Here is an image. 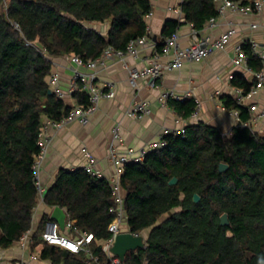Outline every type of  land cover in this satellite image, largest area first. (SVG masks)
Masks as SVG:
<instances>
[{"label": "trees", "instance_id": "1", "mask_svg": "<svg viewBox=\"0 0 264 264\" xmlns=\"http://www.w3.org/2000/svg\"><path fill=\"white\" fill-rule=\"evenodd\" d=\"M247 4V0H229ZM0 0V247L18 242L32 227L38 193L32 165L44 119L60 121L70 110L50 91L47 77L51 58L75 55L94 60L107 46L124 50L145 34L149 0ZM184 22L195 30L217 16L214 0H183ZM17 24L19 31L14 28ZM109 24L106 36L89 25ZM166 21L161 36L180 27ZM30 43L32 45H27ZM248 67L261 70L260 59L242 45ZM247 94L254 84L243 73L230 81ZM81 87V85H80ZM81 106L89 98L80 88L72 94ZM176 115L188 118L192 100L169 99ZM226 111L248 110L232 97H223ZM165 146L147 152L143 162L124 166L120 184L125 192L126 224L132 234L150 230L144 249L129 252L119 264H264V133L233 128L230 136L202 122L188 125L183 138L163 136ZM227 165L220 173L219 165ZM176 178L177 183L168 182ZM197 195L199 201L193 202ZM43 203L64 209L78 231L91 234L94 260L84 254L63 255L46 245L41 233L43 215L34 245L40 258L51 264H113L102 250L114 218L110 186L105 178L83 169H60ZM226 214L228 226L220 225ZM163 217L164 220L159 223ZM41 231V232H40Z\"/></svg>", "mask_w": 264, "mask_h": 264}, {"label": "crops", "instance_id": "2", "mask_svg": "<svg viewBox=\"0 0 264 264\" xmlns=\"http://www.w3.org/2000/svg\"><path fill=\"white\" fill-rule=\"evenodd\" d=\"M182 1H149L152 17L147 23L152 38L157 40L162 38L161 31L166 21H177L181 24L176 31L179 43L181 46L187 45L191 25L184 21L180 22L178 15L174 14V10L180 8ZM182 16L184 19L183 13ZM251 24H257L258 28L251 29ZM229 25L235 27L237 35L224 50L216 52L200 62L183 63L178 70L164 74L155 88L147 87L145 78L139 79L135 88L130 87L125 70L120 64L111 63L100 74L98 85L101 86L105 82L114 83L115 98L101 101L87 123L73 121L60 132L53 133L49 130L51 142L40 170V182L45 192L54 183L60 169H83L85 165V158L82 154L83 147L95 157L96 167L104 176L111 175L113 168L108 162L107 152L108 144L111 141L110 130L114 124H119L121 141L116 145L120 152L128 149H144L147 152L159 149L164 131L180 128L183 124L188 126L202 122L217 128L222 135L230 136L236 122L224 108L222 98L234 97L235 89L231 86L230 81L236 73H243L252 80L251 75L232 64L233 48L237 44L250 40L264 47V8L260 13L254 15L226 14L219 19L218 26L207 33L218 36ZM89 27L95 28L103 36H106L109 30L108 23L91 24ZM130 63L141 65L131 59ZM51 64L50 75L57 74V88L67 94L72 77L68 56L51 58ZM48 78L49 76L46 80ZM171 91L179 95L188 94L186 100H192L195 104V118L191 115L186 119L179 118L173 107L169 105L168 100L165 103L162 101V94ZM63 102L69 107L77 104L75 99L70 97L65 98ZM136 102L147 103L149 109V114L141 119H133L126 115ZM253 106L256 107L253 113L264 112V87L244 103L246 109ZM254 131L258 134L264 133V120L257 124ZM52 210L53 208L47 207L39 197L37 198L30 231L23 234L20 240L12 246L0 247V264H51L50 261L40 258L41 247L34 245L32 236L39 231L43 215L50 218ZM164 218L160 220H164ZM59 232L67 236L72 235L71 232L64 229ZM123 232H130L127 224L123 225ZM143 234L147 235V231Z\"/></svg>", "mask_w": 264, "mask_h": 264}, {"label": "built area", "instance_id": "3", "mask_svg": "<svg viewBox=\"0 0 264 264\" xmlns=\"http://www.w3.org/2000/svg\"><path fill=\"white\" fill-rule=\"evenodd\" d=\"M151 1V0H149ZM216 5L217 16L208 20L201 30L190 28L188 35V42L186 46H181L179 43V36L175 32L169 37H162L160 40L152 38L150 27L147 23L152 17L150 11L145 17V34L141 37L130 40L124 50L116 49L113 46H107L100 56L94 60L84 61L75 55L68 56L71 64L72 77L67 94H64L57 88L58 76L57 74L49 75L47 84L51 93L61 100L67 97L73 98L72 94L80 88L89 98V104L81 106L76 104L70 107L66 116L60 121L54 122L46 119L39 134L37 145L39 152L35 157L32 165L34 175V183L37 189L38 197L43 202L45 190L40 182V170L45 160L51 136L49 130L53 133L62 131L68 124L73 121L87 123L89 117L97 110L99 103L103 100H112L116 96L115 85L112 82H105L101 86L98 85L100 74L105 71L111 63H118L127 73L128 85L135 88L137 81L141 78L146 79L147 87L155 88L157 82L164 74L178 70L183 63L200 62L211 57L216 52L224 50L236 37L237 30L233 25H229L225 31L218 36H213L207 33L209 30L218 26V21L226 14H250L254 15L260 13L264 8V0H247L246 5L240 2H233L229 0H214ZM174 14L178 15L180 22L184 21L182 18L181 8L174 10ZM14 28L19 31L17 24H13ZM251 29H257V24H251ZM243 44L249 46V50L257 58L260 59L262 68L257 72H253L247 64V56L242 47ZM27 45H32L27 43ZM130 59L139 62L141 65L137 66L130 63ZM232 64L244 72L251 75L254 80L253 86L247 94L239 89L234 90V97L236 104L244 107L246 100L255 96L258 91L264 87V47L260 46L255 41H248L242 44H237L233 48ZM81 85V87H80ZM188 97V94L179 95L175 92H166L162 94V101L165 103L171 99L178 102H183ZM256 107H250L248 110L249 118L246 121L241 120L240 111L232 110L229 115L235 120V128L248 129L255 132L257 124L264 120V112L253 113ZM149 114L147 103L136 102L127 111L126 115L133 119H141ZM191 117L195 118L196 113H192ZM186 126L183 124L180 128H175L170 131H164V135L172 134L183 138ZM111 141L108 144L107 159L113 168V173L109 176L104 174L96 167L97 161L89 151L83 147L82 154L85 158V165L83 170L94 177L105 178L110 186L111 195L113 199V206L110 212L114 215L113 220L108 225V232L111 237L103 242L102 250L109 253V249L113 245L116 235L123 232V225L126 224V216L124 211L125 195L120 184V178L124 166L129 163L138 164L143 162L147 153L146 150L128 149L124 152L118 150L121 137L119 134V124H114L111 127ZM117 144V145H116ZM166 142L161 139L160 147L165 146ZM73 222L66 220L64 223V230L71 232V236L63 235L59 232L58 225L54 221L46 222L42 233V241L48 245L59 248L62 251L72 254L84 253L89 260H94L89 245L94 240L91 234H86L78 231L73 226ZM137 236L138 234H133ZM119 259L116 258L113 264H119Z\"/></svg>", "mask_w": 264, "mask_h": 264}, {"label": "water", "instance_id": "4", "mask_svg": "<svg viewBox=\"0 0 264 264\" xmlns=\"http://www.w3.org/2000/svg\"><path fill=\"white\" fill-rule=\"evenodd\" d=\"M48 94H51V91L48 92ZM227 170V165L220 164L218 171L220 173L225 172ZM177 183L176 178H172L169 182V186H174ZM199 201V197L197 195L193 196V202L197 203ZM50 219L54 221L60 230L64 229V223L66 219V212L61 208H53ZM220 225L221 226H228V218L226 214H223L220 216ZM163 220H160L159 223H161ZM150 230H147V235L143 236L141 235H133L131 232H122L116 235L113 245L109 249V253L118 258L119 261H123L125 258V255L129 252H133L136 250L144 249L146 246V240L147 236L149 234ZM67 252L63 251V255L67 256Z\"/></svg>", "mask_w": 264, "mask_h": 264}, {"label": "rangeland", "instance_id": "5", "mask_svg": "<svg viewBox=\"0 0 264 264\" xmlns=\"http://www.w3.org/2000/svg\"><path fill=\"white\" fill-rule=\"evenodd\" d=\"M9 0H4L3 8L5 9V6L8 4ZM163 219V218H162ZM145 236V234L143 235Z\"/></svg>", "mask_w": 264, "mask_h": 264}]
</instances>
